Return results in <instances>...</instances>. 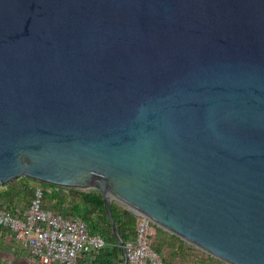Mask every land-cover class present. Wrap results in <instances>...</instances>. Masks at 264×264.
Returning a JSON list of instances; mask_svg holds the SVG:
<instances>
[{
    "label": "water",
    "instance_id": "1",
    "mask_svg": "<svg viewBox=\"0 0 264 264\" xmlns=\"http://www.w3.org/2000/svg\"><path fill=\"white\" fill-rule=\"evenodd\" d=\"M95 190L226 264H264V0H0V187Z\"/></svg>",
    "mask_w": 264,
    "mask_h": 264
},
{
    "label": "trees",
    "instance_id": "2",
    "mask_svg": "<svg viewBox=\"0 0 264 264\" xmlns=\"http://www.w3.org/2000/svg\"><path fill=\"white\" fill-rule=\"evenodd\" d=\"M37 187L42 189L43 209L66 218L81 219L91 235H98L105 240L106 246L103 249L80 255L77 264L124 263L122 250L112 233L104 211L103 198L98 191L84 192L67 189L22 177L0 187V209L22 217L29 207ZM17 210L19 214H17ZM111 213L123 243L132 240L135 235L136 216L114 200L111 201ZM7 236L14 239L9 231L0 227V249L4 245L3 239ZM149 244L159 257L167 251L166 257L161 259L166 264L174 259H184L187 256V249L190 247L179 237L166 232L155 224L151 225ZM206 257L207 260H203L200 264H226L210 255Z\"/></svg>",
    "mask_w": 264,
    "mask_h": 264
},
{
    "label": "built area",
    "instance_id": "3",
    "mask_svg": "<svg viewBox=\"0 0 264 264\" xmlns=\"http://www.w3.org/2000/svg\"><path fill=\"white\" fill-rule=\"evenodd\" d=\"M134 215V238L124 244L128 264H166L149 244L153 223L144 215ZM0 227L9 231L38 264H77L80 255L106 246L102 237L89 233L81 219L66 218L43 209L40 187L35 189L22 217L0 209Z\"/></svg>",
    "mask_w": 264,
    "mask_h": 264
},
{
    "label": "rangeland",
    "instance_id": "4",
    "mask_svg": "<svg viewBox=\"0 0 264 264\" xmlns=\"http://www.w3.org/2000/svg\"><path fill=\"white\" fill-rule=\"evenodd\" d=\"M88 191L91 190H86L85 192ZM3 241L4 245L0 249V264H38L36 260L25 252L21 244H19L15 239H10L7 236L3 239ZM187 244L190 246L187 249V256L184 259L178 258L173 261H168V264H200L203 260H207V253L189 243ZM166 254L167 251L160 255V258H165Z\"/></svg>",
    "mask_w": 264,
    "mask_h": 264
}]
</instances>
